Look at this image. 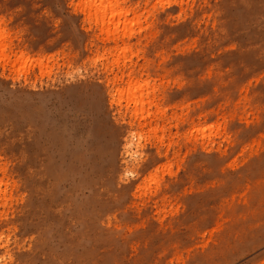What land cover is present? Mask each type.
<instances>
[{"label":"rangeland","instance_id":"1","mask_svg":"<svg viewBox=\"0 0 264 264\" xmlns=\"http://www.w3.org/2000/svg\"><path fill=\"white\" fill-rule=\"evenodd\" d=\"M116 1L0 0V264H264V0Z\"/></svg>","mask_w":264,"mask_h":264},{"label":"bare ground","instance_id":"2","mask_svg":"<svg viewBox=\"0 0 264 264\" xmlns=\"http://www.w3.org/2000/svg\"><path fill=\"white\" fill-rule=\"evenodd\" d=\"M86 1H89V3L91 4V6L89 5L88 6V13L89 14H92V15H94V17H95V20L97 21V20H100L101 22H103L104 20H106V22L108 21V22H112V20H113V18H114V15H119V14H124V11L121 9V7L119 6V4H118V2L116 1V0H86ZM91 1V2H90ZM98 22V21H97ZM94 24H95V22H94ZM3 27V26H2ZM6 34V33H5ZM4 33H3V30L1 29L0 30V60H2V58H6L7 57V52H5V44H4V39H5V35ZM6 36H8V34L6 35ZM10 40V39H9ZM5 41H6V39H5ZM7 45V44H6ZM9 45V44H8ZM104 53V52H103ZM102 54V53H101ZM14 56V55H13ZM27 56L28 55H26L25 54V57H23V56H21V55H17L16 57H15V62H17V64L18 63H20V64H18V70H19V68L21 69V68H23V64L25 63L26 64V62H25V58L26 59H28L27 58ZM101 56V55H100ZM100 56H98L99 58H100ZM107 57V56H106ZM8 59H10L9 57H7ZM6 58V59H7ZM103 58V57H102ZM107 59V58H106ZM114 59L116 60H118V58H116V56H115V58H113V60L110 58V60H112V62L114 61ZM41 60V59H40ZM29 61V60H28ZM34 61V60H33ZM36 61V60H35ZM119 61V60H118ZM5 62V61H4ZM31 62V61H30ZM30 62H29V64H30ZM38 62H41V61H38ZM6 63V62H5ZM115 63V62H114ZM17 64H16V66H17ZM32 65H33V63H31ZM39 64V63H38ZM37 64V65H38ZM41 64V63H40ZM39 64V65H40ZM44 64V63H43ZM107 64V63H106ZM111 64V63H110ZM119 64V63H118ZM14 65V64H13ZM26 65H28V63L26 64ZM42 65V64H41ZM40 65V66H41ZM45 65V64H44ZM43 65V67H44V69H47V68H45V66ZM46 65H47V61H46ZM115 65H117V63H115ZM48 66V65H47ZM49 66H50V64H49ZM118 66V65H117ZM32 67V66H31ZM37 67V66H36ZM105 67H106V65H105ZM30 68V67H29ZM50 68V67H49ZM117 68V67H116ZM118 68H119V66H118ZM117 68V69H118ZM24 69V68H23ZM23 69H21V70H23ZM28 69V68H27ZM27 69H24L22 72H23V74H24V72H27V71H25V70H27ZM37 69H38V67H37ZM39 69H41L42 70V66H41V68H39ZM38 69V70H39ZM117 69H115V70H117ZM21 70H20V72H21ZM41 70H39V71H41ZM43 71H45V70H43ZM43 71H41V72H43ZM19 72V71H18ZM121 74V73H120ZM114 75H116V74H114ZM113 75V79H115V76ZM118 76V75H117ZM130 76V75H129ZM127 77H128V75H127ZM131 77V76H130ZM129 78V77H128ZM128 78H127V80H128ZM129 79H131V78H129ZM119 80V79H118ZM135 79H133V83L131 82V80H128L127 82H126V93H127V95H126V93H125V95L126 96H128L129 97V95H130V97L129 98H131V99H134V96H135V94H134V92H135V90H137V89H135V86L134 85H136V84H134V82H136V81H134ZM111 81H112V79H111ZM119 81H121V79L119 80ZM137 83V86H136V88L139 86V85H141V84H138V82H136ZM132 84H134V85H132ZM118 86V85H117ZM116 85H115V87H117ZM122 86V85H121ZM125 86V85H124ZM123 87V86H122ZM143 87V86H142ZM141 87V88H142ZM138 88H140V86L138 87ZM122 89V88H121ZM120 89V90H121ZM125 89V88H124ZM124 89L122 90V91H124ZM118 90V89H117ZM122 91H117V93H119L120 95H121V93L120 92H122ZM118 95V94H117ZM123 96V95H122ZM127 97V98H128ZM120 98H121V96H120ZM124 98V97H123ZM116 100V99H115ZM119 100V99H118ZM126 100V99H125ZM128 101L127 102H129V99H127ZM125 104H127V103H125ZM139 106H141L142 105V102L141 101H139ZM121 105V104H120ZM211 125V124H210ZM209 125V126H210ZM200 127V126H199ZM204 127V126H203ZM204 128H206V127H204ZM203 128V129H204ZM207 128H208V125H207ZM206 128V129H207ZM213 128V127H212ZM212 128H210V130L212 129ZM200 129V128H199ZM206 129H205V131H206ZM215 129V128H214ZM216 130V129H215ZM199 131V130H198ZM197 131V132H198ZM202 131V130H201ZM214 131V130H213ZM209 131H207V132H205V133H208ZM205 133H203V131H202V136H203V134H205ZM213 133V132H212ZM209 134V133H208ZM208 134H206V135H208ZM210 135V134H209ZM205 136V135H204ZM157 175V174H156ZM155 175V176H156ZM162 177V176H161ZM159 179V178H158ZM155 180V179H154ZM157 181V180H156ZM155 181V182H156ZM154 182V181H153ZM155 184V183H154ZM148 190V189H147Z\"/></svg>","mask_w":264,"mask_h":264}]
</instances>
